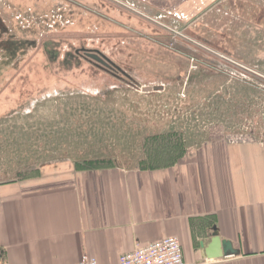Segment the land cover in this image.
<instances>
[{"label":"rangeland","instance_id":"374dc122","mask_svg":"<svg viewBox=\"0 0 264 264\" xmlns=\"http://www.w3.org/2000/svg\"><path fill=\"white\" fill-rule=\"evenodd\" d=\"M7 1L0 181L62 161L162 166L209 139L263 132L264 0Z\"/></svg>","mask_w":264,"mask_h":264},{"label":"crops","instance_id":"0c3cea01","mask_svg":"<svg viewBox=\"0 0 264 264\" xmlns=\"http://www.w3.org/2000/svg\"><path fill=\"white\" fill-rule=\"evenodd\" d=\"M239 136L204 141L165 166L62 161L0 181V263L73 264L90 254L119 264L174 236L187 264H264V130ZM213 228L237 254L207 255Z\"/></svg>","mask_w":264,"mask_h":264},{"label":"built area","instance_id":"2783aa9c","mask_svg":"<svg viewBox=\"0 0 264 264\" xmlns=\"http://www.w3.org/2000/svg\"><path fill=\"white\" fill-rule=\"evenodd\" d=\"M238 135L227 137L235 138ZM242 139L245 137L239 136ZM73 264H97L94 256L83 254ZM119 264H187L182 255L181 244L174 236L165 237L145 246H137L132 251L119 256Z\"/></svg>","mask_w":264,"mask_h":264},{"label":"water","instance_id":"95a60500","mask_svg":"<svg viewBox=\"0 0 264 264\" xmlns=\"http://www.w3.org/2000/svg\"><path fill=\"white\" fill-rule=\"evenodd\" d=\"M85 51L86 57H89L90 59H93L95 62L99 63L100 65L104 66V70L110 71L111 68L113 70H116L126 77L129 78V75L123 71L119 66H117L114 62H112L109 58L105 57L103 54H101L98 51H89L88 49H81ZM102 68V67H101ZM110 69V70H109ZM115 76L117 74L113 73ZM144 91H150V87H143ZM207 250V255H210L211 257H222L225 255H230V254H237L238 251L235 250L232 247V244L230 241L221 239L219 237L218 231L216 228L212 229V238L210 241V246L208 247ZM208 257V256H207ZM1 264V263H0Z\"/></svg>","mask_w":264,"mask_h":264},{"label":"flooded vegetation","instance_id":"af4514ba","mask_svg":"<svg viewBox=\"0 0 264 264\" xmlns=\"http://www.w3.org/2000/svg\"><path fill=\"white\" fill-rule=\"evenodd\" d=\"M0 2H1V0H0ZM19 17H22V16H20L19 15ZM81 49H88L89 51H98V52H100L101 54H103L101 51H99L98 49H89V48H81ZM81 49H77L76 50V53L77 54H81L85 59H87V60H91L89 57H86V55H85V51H83V50H81ZM104 55V54H103ZM105 56V55H104ZM105 57H107V56H105ZM108 58V57H107ZM93 60V59H92ZM93 63H94V65H96L97 67H102V69H103V67L104 66H102V65H100L99 63H97V62H95L94 60H93ZM105 69V68H104ZM110 70V69H109ZM106 72H108V73H110V74H112V75H114L113 73H115V74H117L116 72H118V71H116V70H113L112 68H111V70L110 71H108V70H105ZM124 71V70H123ZM122 74V73H121ZM123 75V74H122ZM115 76V75H114ZM123 76H125V75H123ZM116 77H119V78H122V77H120L118 74H117V76ZM126 77V76H125ZM128 78V77H127Z\"/></svg>","mask_w":264,"mask_h":264},{"label":"trees","instance_id":"16d2710c","mask_svg":"<svg viewBox=\"0 0 264 264\" xmlns=\"http://www.w3.org/2000/svg\"><path fill=\"white\" fill-rule=\"evenodd\" d=\"M175 160V159H174ZM173 161V160H172ZM172 161H170V162H172ZM170 162H168L169 164H172V163H170ZM168 163H165V164H163L162 166H165V165H169ZM98 166H101V165H98ZM97 166V167H98ZM157 166H161V165H154V166H149V167H144V168H152V167H157ZM79 168H90V167H94V166H82V167H80V166H78Z\"/></svg>","mask_w":264,"mask_h":264}]
</instances>
